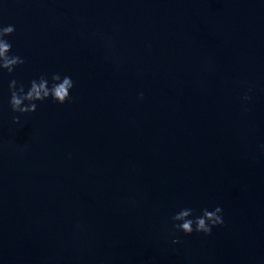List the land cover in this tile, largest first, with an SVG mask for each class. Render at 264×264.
<instances>
[{"label":"water","instance_id":"obj_1","mask_svg":"<svg viewBox=\"0 0 264 264\" xmlns=\"http://www.w3.org/2000/svg\"><path fill=\"white\" fill-rule=\"evenodd\" d=\"M0 23L26 60L0 73V264H264V0H3ZM53 72L72 102L14 124L9 82ZM178 205L225 223L172 244Z\"/></svg>","mask_w":264,"mask_h":264},{"label":"clouds","instance_id":"obj_2","mask_svg":"<svg viewBox=\"0 0 264 264\" xmlns=\"http://www.w3.org/2000/svg\"><path fill=\"white\" fill-rule=\"evenodd\" d=\"M2 2L3 0H0V3ZM15 31L14 24L0 23V73L7 72L11 75L26 63L21 55L13 51V44L9 37L13 36ZM75 87L76 82L73 77L62 72L42 73L27 84H18L16 79H12L8 85L9 107L13 113L19 114L13 117V123L19 124L20 116L35 113L39 105L45 102L57 105L71 103ZM251 91L250 87L245 91L242 96L243 102L251 101ZM138 99H143V93L139 94ZM260 148L264 151V144ZM224 223L223 208L219 205L200 209L189 205H178L170 215L171 243H179L180 234L211 236L213 229L222 227Z\"/></svg>","mask_w":264,"mask_h":264}]
</instances>
